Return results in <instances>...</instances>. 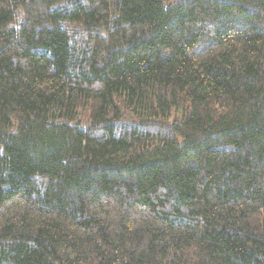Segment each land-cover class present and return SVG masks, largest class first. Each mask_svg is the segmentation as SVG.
I'll return each instance as SVG.
<instances>
[{
  "label": "trees",
  "instance_id": "1",
  "mask_svg": "<svg viewBox=\"0 0 264 264\" xmlns=\"http://www.w3.org/2000/svg\"><path fill=\"white\" fill-rule=\"evenodd\" d=\"M0 264H264V0H0Z\"/></svg>",
  "mask_w": 264,
  "mask_h": 264
}]
</instances>
